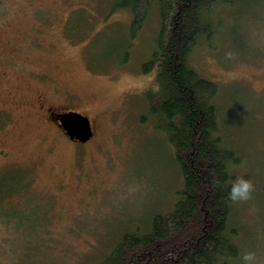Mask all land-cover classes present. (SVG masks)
<instances>
[{
  "label": "rangeland",
  "instance_id": "rangeland-1",
  "mask_svg": "<svg viewBox=\"0 0 264 264\" xmlns=\"http://www.w3.org/2000/svg\"><path fill=\"white\" fill-rule=\"evenodd\" d=\"M113 3L0 0V264H94L122 230L174 202L172 149L144 118L157 3L134 37ZM208 19L217 29L188 62L219 86L218 134L242 157L232 173L255 186L231 205L229 226L264 264V0ZM60 110L86 116L92 137L71 140L51 116Z\"/></svg>",
  "mask_w": 264,
  "mask_h": 264
},
{
  "label": "trees",
  "instance_id": "trees-1",
  "mask_svg": "<svg viewBox=\"0 0 264 264\" xmlns=\"http://www.w3.org/2000/svg\"><path fill=\"white\" fill-rule=\"evenodd\" d=\"M150 1L114 0L111 11L125 9L131 15L130 37L146 21ZM153 1L159 27L153 50L141 65L143 73L154 71L153 84L143 95L144 118L153 121L171 147L181 185L169 210L153 213L146 225L122 230L94 264H231L240 259L241 250L237 231L229 226L234 201L227 193L235 179L232 169L242 164V157L223 145L218 134V84L201 77L188 58L217 29L208 17L234 0Z\"/></svg>",
  "mask_w": 264,
  "mask_h": 264
},
{
  "label": "clouds",
  "instance_id": "clouds-1",
  "mask_svg": "<svg viewBox=\"0 0 264 264\" xmlns=\"http://www.w3.org/2000/svg\"><path fill=\"white\" fill-rule=\"evenodd\" d=\"M226 56H233V52L227 51ZM214 184H218L219 181L214 180ZM254 184L250 178H246L243 175L236 176L232 180L230 188L228 190V199L231 201H247L252 197L254 190ZM240 264H258V255L255 250H245L240 254Z\"/></svg>",
  "mask_w": 264,
  "mask_h": 264
},
{
  "label": "water",
  "instance_id": "water-1",
  "mask_svg": "<svg viewBox=\"0 0 264 264\" xmlns=\"http://www.w3.org/2000/svg\"><path fill=\"white\" fill-rule=\"evenodd\" d=\"M57 120L60 128L71 139L85 142L92 137V128L89 119L76 111H67L59 114Z\"/></svg>",
  "mask_w": 264,
  "mask_h": 264
},
{
  "label": "flooded vegetation",
  "instance_id": "flooded-vegetation-1",
  "mask_svg": "<svg viewBox=\"0 0 264 264\" xmlns=\"http://www.w3.org/2000/svg\"><path fill=\"white\" fill-rule=\"evenodd\" d=\"M51 109H53V108H51ZM67 111H73V110H65V111H63V110H60V111H58L57 113H53V120L57 123V125L59 126V123H58V120H57V116L59 115V114H61V113H63V112H67ZM60 127V126H59Z\"/></svg>",
  "mask_w": 264,
  "mask_h": 264
},
{
  "label": "bare ground",
  "instance_id": "bare-ground-1",
  "mask_svg": "<svg viewBox=\"0 0 264 264\" xmlns=\"http://www.w3.org/2000/svg\"><path fill=\"white\" fill-rule=\"evenodd\" d=\"M52 116V115H51Z\"/></svg>",
  "mask_w": 264,
  "mask_h": 264
}]
</instances>
